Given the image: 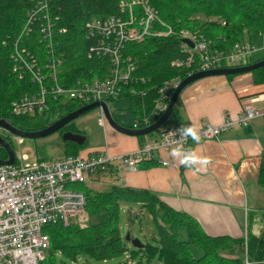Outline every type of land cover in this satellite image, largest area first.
<instances>
[{
    "label": "trees",
    "instance_id": "1",
    "mask_svg": "<svg viewBox=\"0 0 264 264\" xmlns=\"http://www.w3.org/2000/svg\"><path fill=\"white\" fill-rule=\"evenodd\" d=\"M122 1L0 0V118L9 120L22 130L35 131L92 103L56 96L51 89L52 73L48 66L57 61L60 82L66 85L109 77L114 68L112 58L109 54L97 55L90 48L91 45L98 44V38H87L85 24L95 17L108 18L112 14L128 19L130 13L119 8ZM147 1L176 34L149 35L142 41H129L125 44L123 55L133 57L136 70L128 83L121 84L117 96L103 101L108 104L116 121L130 128L136 121L146 126L142 123L144 117L149 118V124L154 123L164 113H154L160 90L170 80L179 78L181 81L196 72L172 65L175 58L182 56L181 30L198 31L204 39L210 41L211 49L225 53L232 51L238 42L254 45L249 42L252 37L264 39V0ZM45 2L47 7H44ZM195 14L219 16L224 19V24L208 19L192 20L191 17ZM49 23L50 30L43 31ZM30 24L32 26L29 32L27 27ZM214 26L219 28V34L214 33ZM158 28L166 30V27L159 24ZM252 55L253 53L248 58V64L253 62ZM27 61L30 66L35 65V69L41 70L44 76L41 82L32 79L31 72L24 65ZM220 67L230 65L222 62L216 68ZM251 72L255 81H264V66ZM43 89L45 107L42 111L26 115L13 112L14 102L26 95H38ZM174 89L171 87V92ZM75 103L80 106H75ZM178 113L176 105L162 128L148 135L138 136L140 143L155 137L162 129L182 126ZM30 117H43L45 123L40 128H29L24 123L32 119ZM69 128L77 131L76 133H84L72 121L58 131L61 138L64 130ZM9 134L10 132L1 135L10 141ZM64 144L68 156L77 155L86 145L79 146L73 142ZM7 156L6 150L0 145V157ZM147 162L160 164L156 159H150L139 163L138 167ZM113 170L117 172L116 168L110 166L102 173ZM98 175L100 172L94 176ZM257 183L264 189V156ZM84 193L90 214L88 226L81 228L75 224L66 226L62 223L46 225L51 246L44 261L51 258L56 250L69 257L82 253L103 260L129 250V259L121 264H246L247 261L249 264H264V224L260 235L251 233L247 228L246 233L239 238L212 236L204 231L192 215L174 209L152 191L113 185L108 190L88 188ZM124 206L130 212L137 207L136 214L132 212V217L128 215L130 224L137 217L140 223L146 218L148 223L151 219L156 224L158 234L153 233L151 240L146 239L141 247L133 246L130 240L122 236L119 219ZM130 236L133 237L131 234Z\"/></svg>",
    "mask_w": 264,
    "mask_h": 264
},
{
    "label": "built area",
    "instance_id": "2",
    "mask_svg": "<svg viewBox=\"0 0 264 264\" xmlns=\"http://www.w3.org/2000/svg\"><path fill=\"white\" fill-rule=\"evenodd\" d=\"M44 7H47V2ZM119 8L130 13L128 19L112 14L108 18L95 17L87 20L85 24L87 38H98L97 45L101 48L96 50V54L111 56L114 64L111 75L103 79L66 85L60 82L58 63L54 61L48 67L52 73L51 89L56 96L87 103L117 96L121 84L128 83L136 70L133 57L123 55L125 44L129 41H142L149 35L176 34L147 0H123ZM158 24L166 27V30L159 29ZM50 27L49 23L43 31L50 30ZM179 35L182 38V56L175 58L172 65L194 71L214 69L222 62L230 66L240 65L246 63L250 54L256 51L252 44L242 42L235 44L232 51L225 53L211 49L210 41L204 39L198 31L183 29ZM186 40H190L193 45ZM24 65L28 67L33 80L41 82L44 79L41 70L35 69V65L30 66L28 62H24ZM178 79L170 80L160 90L154 113L158 114L167 109L180 83ZM171 87L175 88L172 92ZM44 93L45 89L38 95H26L20 101L14 102L13 112L26 115L42 111L45 107ZM257 117H264V108L258 109L253 105L244 104L239 117L226 118L219 125L206 123L196 129L200 140H218L223 132L236 126H248ZM98 121L101 125L106 123L102 112ZM148 122L149 118L144 117L142 123L148 125ZM143 126L145 125L136 121L131 128ZM180 127L183 126L162 129L155 137L140 143L136 150L116 156L102 151L88 156L69 155L31 163L28 155L20 153L16 154L13 163H0V264H42L51 246L46 225L75 224L84 228L90 219L85 193L67 189L68 183L88 182L95 174L104 172L110 166L116 169L129 167L137 170L139 163L156 159L157 156L161 165L168 166L169 161L162 157L163 152L170 151L177 143L189 148L193 142L190 138L183 141L178 139L177 129ZM16 139L18 145H21L23 138Z\"/></svg>",
    "mask_w": 264,
    "mask_h": 264
},
{
    "label": "crops",
    "instance_id": "3",
    "mask_svg": "<svg viewBox=\"0 0 264 264\" xmlns=\"http://www.w3.org/2000/svg\"><path fill=\"white\" fill-rule=\"evenodd\" d=\"M249 42L264 46L260 37H252ZM263 51L257 50L251 60L264 59V55L257 56ZM244 104L264 108V81H255L252 72L208 76L183 90L177 102L178 120L180 125L191 124L195 128L206 123L219 125L226 118L239 117ZM104 126L105 142L88 147L89 138L84 132L86 145L78 154L88 156L108 151L116 156L139 147L138 136L120 132L108 122ZM189 149L209 158L204 170L183 167L167 151L162 157L169 161L168 166L147 162L137 170L124 167L117 172L102 173L91 182L99 183L108 177L111 186L152 191L169 206L192 215L212 236L239 238L247 228L260 235L264 224V189L258 186L257 178L264 156V117H257L248 126L223 132L219 140L193 141ZM66 155L65 152L63 156Z\"/></svg>",
    "mask_w": 264,
    "mask_h": 264
},
{
    "label": "rangeland",
    "instance_id": "4",
    "mask_svg": "<svg viewBox=\"0 0 264 264\" xmlns=\"http://www.w3.org/2000/svg\"><path fill=\"white\" fill-rule=\"evenodd\" d=\"M192 20L201 19L210 20V21H219L224 24V19L219 16H209V15H201L195 14L192 17ZM190 18V19H191ZM215 34H219V28L213 27L212 28ZM248 37V34H247ZM264 50V46L257 47L256 50ZM264 55V51L257 56ZM75 106H80L79 103H75ZM100 110L99 108H94L79 117H77L74 122L76 127L80 129V131H84L88 138L89 143L88 147H92L94 145H102L105 142V135L104 130L105 126H101L98 124ZM32 118V117H30ZM45 123L43 117H36L28 120V122L24 123L29 128H40ZM9 131L0 128V134L5 135L8 134ZM9 140L12 143L16 154L25 153L29 157V162L35 163L38 158H56L63 156L65 154V144L61 138V134L59 132H55L49 134L47 136L29 138L23 137V142L21 145H18L16 136L13 134H9ZM111 180L108 177L103 180L102 182H76V183H68L66 185L67 189L75 190V191H83L87 190L88 188H93L94 190H108L111 187ZM126 205V204H124ZM128 206V205H126ZM126 206L122 207L120 212V229L123 238L126 237L128 233H130L133 237L137 238L142 243L146 242V239L151 240V237L154 234H158L156 224L153 220L150 219L149 223L146 218H143L142 222L140 223L139 217L134 219V222L130 224L128 215L131 217L132 212L136 214L138 212L137 207H134L132 212L128 211ZM90 215V214H89ZM90 222V219H89ZM88 222V224H89ZM88 226V225H87ZM86 226V227H87ZM85 228V227H84ZM48 232V230H46ZM180 233L181 231L178 230ZM49 233V232H48ZM179 235V234H178ZM130 251H125L120 255L114 256L109 259H97L94 256L86 255L79 253L75 257H69L63 254L60 250H56L53 253L51 258H48L43 264H121L123 261L129 259Z\"/></svg>",
    "mask_w": 264,
    "mask_h": 264
},
{
    "label": "water",
    "instance_id": "5",
    "mask_svg": "<svg viewBox=\"0 0 264 264\" xmlns=\"http://www.w3.org/2000/svg\"><path fill=\"white\" fill-rule=\"evenodd\" d=\"M186 41L189 42L191 45H193V43L190 40H186ZM262 66H264V59L253 62V63L245 64V65H240V66H235V67H220V68H215L211 70L196 71L190 74L189 76H187L185 79H183L179 83L164 113L154 123H151L150 125L143 127V128H139V129H132L130 127H126L118 123L116 119L113 117L112 111L110 110L108 104L105 101H96L90 104H86L82 107H79L75 109L74 111H71L70 113L57 119L50 125L42 129H39V130H35V131L22 130L12 125L11 122L5 118H0V128H3L9 131L11 134L15 136L29 137V138L47 136L49 134L58 132L59 130L63 129L70 122L74 121L80 115L94 108L101 107V109L105 113L108 123L116 130L123 132L125 134L134 135V136L148 135L150 133H153L159 130L160 128L164 126L165 122L169 119L175 106L177 105V102H178V99L181 93L188 85H190L194 81L204 78V77L213 76V75H234V74L251 72ZM86 139H87L86 135L81 134V133L72 132V131H66L62 134L63 141L73 142L79 146L84 145L86 142ZM0 145L6 150L7 155H8L6 159L0 157V163H3V164L13 163L15 161V150L11 142L5 139L1 134H0ZM126 239L130 240L133 246L141 247L143 245L139 239L137 238L131 239L130 233L126 235Z\"/></svg>",
    "mask_w": 264,
    "mask_h": 264
},
{
    "label": "clouds",
    "instance_id": "6",
    "mask_svg": "<svg viewBox=\"0 0 264 264\" xmlns=\"http://www.w3.org/2000/svg\"><path fill=\"white\" fill-rule=\"evenodd\" d=\"M179 133L178 139L180 141L191 139L194 142H199L200 135L198 130L191 126H183L177 129ZM170 155L177 157L179 163L185 167L194 168L196 171L204 170L209 163V158L198 155L195 150L184 148L181 143H177L175 147L171 148Z\"/></svg>",
    "mask_w": 264,
    "mask_h": 264
},
{
    "label": "bare ground",
    "instance_id": "7",
    "mask_svg": "<svg viewBox=\"0 0 264 264\" xmlns=\"http://www.w3.org/2000/svg\"><path fill=\"white\" fill-rule=\"evenodd\" d=\"M116 16H118V15H116ZM118 17H120V16H118ZM31 26H32V24H30V26L27 27L29 31L31 30ZM85 27H87V26L85 25ZM238 43H242V42H238ZM238 43H236V44H238ZM90 48L96 51V50H99L101 47H100L99 45H91ZM259 61H260V60H259ZM27 62H28V61H27ZM121 94H122V93H121ZM121 94H120V95H121ZM45 112H46V111H45ZM152 161H153V160H152Z\"/></svg>",
    "mask_w": 264,
    "mask_h": 264
},
{
    "label": "flooded vegetation",
    "instance_id": "8",
    "mask_svg": "<svg viewBox=\"0 0 264 264\" xmlns=\"http://www.w3.org/2000/svg\"><path fill=\"white\" fill-rule=\"evenodd\" d=\"M65 131H73V132H74L75 130L69 128V129H67V130H64V132H65ZM76 132H77V131H76ZM64 143H65V142H64ZM65 145H66V144H65Z\"/></svg>",
    "mask_w": 264,
    "mask_h": 264
}]
</instances>
